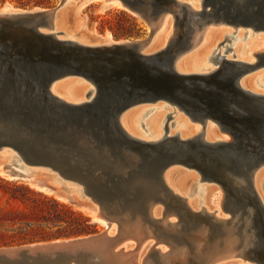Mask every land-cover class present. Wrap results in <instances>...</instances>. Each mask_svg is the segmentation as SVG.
Instances as JSON below:
<instances>
[{"label": "bare ground", "instance_id": "obj_1", "mask_svg": "<svg viewBox=\"0 0 264 264\" xmlns=\"http://www.w3.org/2000/svg\"><path fill=\"white\" fill-rule=\"evenodd\" d=\"M67 1L63 0L54 7L51 25L39 26L41 34L54 35L57 40L67 42V46L79 44L95 49L144 42L141 54L153 58L141 63L143 72H147L160 57H170L177 74L208 79L226 69L228 66L224 62H229L231 69L242 74L241 87L264 97V18L257 19L259 6L255 2L248 5L245 0H101L103 6L110 3L130 10L151 28L150 36L117 42L111 37L93 40L86 35L79 36L73 27H62L58 14ZM37 8L40 7L3 9L0 16L15 18L47 9ZM262 10L264 12V8ZM31 26L22 25L19 30L3 27L0 52L5 46L11 55L16 56V50L35 42ZM217 26L225 27L220 28L222 37L217 42L213 40L215 43L204 52L191 54L208 39L209 33L216 32L214 27ZM79 27L81 19L76 23V28ZM160 30H166L165 41L154 50H147ZM223 38L228 44L222 48ZM242 40L245 44L237 45ZM229 52L232 56L228 55ZM79 55L83 59L99 61L96 68L92 62L87 63V71L92 73L101 69L107 75L117 70L129 72L137 68L138 63L135 57H124L114 51ZM5 67L0 64L2 70ZM256 72L259 73L254 76ZM205 80L202 86L210 91L212 87ZM179 81L176 87L182 95L186 94L184 89L189 88L185 83L196 87L187 80ZM102 84H105L104 79ZM138 88L143 89L144 94L136 95V100L129 102L130 105L118 117V123L130 138L152 144V147L136 149L139 145L132 148L131 144H126V147H117L116 154H113L106 140V129L101 128L98 136L88 129L90 133L83 131L78 140L85 153L79 149L70 150L67 146L69 150L58 147V144L50 149L53 154L50 163L58 165L55 168L51 164L31 165L10 146L0 148L1 174L31 180L39 189L85 205L83 207L105 227L103 232L87 237L0 248V264H264L258 258L264 249V233L256 224L258 219L251 204L254 192L264 209V139L252 129L238 127L234 123L236 119L234 122L223 121L212 116L211 107L205 103L206 97L203 100L196 95L192 104H186L183 98L175 97L176 93L153 99L155 95L151 91L142 86ZM117 90H108L107 93L120 96ZM50 92L58 100L77 107L93 104L99 96L96 82L77 73L54 80ZM148 104L154 107H148L144 114L147 120L139 125L147 134L142 135L134 124V113ZM169 109L173 112L166 116L163 124L160 123L159 115L156 117L159 112H155ZM59 110L55 108L50 113ZM114 113L110 116L113 121L116 119ZM153 113L155 117H151ZM175 113L188 119L185 123L180 119L174 132L169 121L174 119ZM68 132L71 128L66 130ZM193 144L213 152L214 156L196 158L190 162L192 165H187V152L192 151ZM157 151L167 153L170 162L155 174L148 171L152 162L148 164L147 161H151ZM235 158L242 164L236 167ZM199 167L206 169L207 173L204 174ZM188 171L194 173L191 172L190 181L193 183L187 184ZM71 175L75 178H69ZM195 183L198 184L195 194L200 199L191 200L189 187ZM204 183L209 185H202ZM216 193L219 194L217 198ZM247 203L250 212H245L242 207ZM86 240H93V243L87 245ZM55 244L60 246L50 248ZM27 248L36 250L25 252ZM189 255L195 260L184 261Z\"/></svg>", "mask_w": 264, "mask_h": 264}, {"label": "water", "instance_id": "obj_2", "mask_svg": "<svg viewBox=\"0 0 264 264\" xmlns=\"http://www.w3.org/2000/svg\"><path fill=\"white\" fill-rule=\"evenodd\" d=\"M254 2L259 6L257 19L261 21L264 18L262 10L264 0L244 1L248 5ZM54 10L55 8H47L44 12L21 15L15 18L0 16V33H4L3 27H15L19 30L22 25L32 24L31 35L35 38V42H30L23 49L16 50V56L11 55L5 46L0 52V64L6 65L4 70L0 68V148L3 145L10 146L23 155L31 165L37 163L51 164L55 168L58 165L50 163V160L53 159L50 149L58 144V147H65L68 150L69 148L70 150L79 149L80 152L85 153V149L79 146L78 140L83 136V131L86 132L85 134L90 133L88 129L93 131L94 136H98V131L105 128L107 131L106 140L113 154H116L115 149L117 147L123 148L128 144L139 145V148L136 149L152 147V144L130 138L118 123V117L130 105L129 102L136 100V95L144 94V90L138 88L141 86L155 95L152 97L153 99L161 98L162 95L173 96V93H176L175 97L183 98L186 104H192L197 99L195 98L196 95H199L203 100L207 98L209 101L207 100L205 103L211 107L212 116L219 117L223 121L227 119L234 122L233 120L236 119L234 123L238 127L252 129L258 133L260 138L264 139V97L256 96L244 90L240 85L242 74L231 69L229 62H224V65L228 66L226 69L219 73L216 72L208 79L199 75L181 76L177 74L174 69V60L170 57H160L161 61H156L154 64L157 67L154 68L153 65L147 72H143L141 63L153 58L141 54L144 42L95 49L79 44L67 46V42L57 40L54 35L41 34L39 26L51 25ZM101 51L104 53L114 51L124 57L133 56L138 60L137 68H132L129 72L112 71L108 75L104 74L102 69L98 73L87 71V67H89L87 63L92 62L93 67L96 68L100 65L99 61L83 59L79 53L91 54ZM164 62L166 65H163ZM14 67L17 68L16 71L13 70ZM74 73L92 78L96 82L99 88V96L95 103L77 107L62 102L51 94L50 86L54 80L62 75ZM102 79H104V85ZM179 80L192 82L196 87H191L193 85L185 83L189 88L184 89L182 87L186 93L182 95V92L180 93L176 87V82L179 83ZM203 80L211 85L210 91L202 86ZM112 89H118L117 92L120 91V96L107 93L108 90ZM55 108H60V110L57 113H50L55 111ZM113 112H116L114 113L115 121L110 117ZM236 112L238 114H235ZM50 125L53 127H49ZM68 128H71V132L66 133ZM235 136L238 137L236 134ZM239 144L241 145L240 141ZM197 145L193 144L192 151L187 152L186 157L189 159L187 165H192L190 162L196 158L214 156L213 152ZM152 156H154L152 160L147 161L148 164L152 162L148 165V171L155 174L159 173L170 162L169 155L162 151H157ZM67 162L70 161L67 160ZM234 162L236 167L242 164L237 158L234 159ZM199 168L204 174L207 173L206 169ZM60 173L63 171L60 170ZM69 178L75 177L71 175ZM253 198L254 201L251 204L258 219L256 224L264 233V209L254 192ZM247 205L248 203L242 207L245 212H250ZM254 226L256 225L254 224ZM85 242L90 245L93 240H86ZM58 246L55 244L50 248ZM35 250L27 248L24 251L32 252Z\"/></svg>", "mask_w": 264, "mask_h": 264}, {"label": "rangeland", "instance_id": "obj_3", "mask_svg": "<svg viewBox=\"0 0 264 264\" xmlns=\"http://www.w3.org/2000/svg\"><path fill=\"white\" fill-rule=\"evenodd\" d=\"M62 1L0 0V10H28L36 7H40L37 9L56 8ZM58 17L62 27H73L75 30L74 32H78L79 36L86 35L85 37H90L93 40H103L108 37H111V39L117 42L140 40L148 35L150 36L151 31L149 24L137 14L117 5H111L110 3H108V6H103L101 0H68L62 10L59 11ZM80 19L81 27L76 28V23ZM221 27L224 26L214 27L216 32L213 33V35L209 33L208 39L206 40L207 42L205 41L200 44L191 54L204 52L217 42L223 34L220 30ZM212 37H214V39ZM165 38L166 30H160V32L156 33L152 45L148 47L147 50H154L165 41ZM225 39L226 38H223L222 41H225ZM251 39L254 40L255 38L253 37ZM213 40H215V42ZM241 42L237 45L245 44L244 40ZM227 44L228 41H225L221 47L223 48L224 45ZM191 54H187V56ZM228 55L232 56V53L229 52ZM241 57L245 58L244 56ZM258 73L259 72H256L254 76ZM258 89L262 90L263 88ZM148 107L154 106L149 104L148 106L143 105L139 108L140 110L137 109L134 113V124L137 127V131L139 133L141 132L140 134L142 135L147 134L142 132L143 129H141L142 127L139 125L141 122L147 120L144 118V114L149 109ZM157 112L159 113L157 114ZM162 112L160 110L155 112L157 114L156 117L158 115L160 116H158V121L161 119V121H159L160 123H162L166 116L173 111L169 109ZM155 113H153L151 117H155ZM177 114L178 113H175L174 119L169 121V123H171L169 127L172 131H176L180 119L182 123H185L188 119L182 117L181 115L183 114H178L179 116ZM176 117L178 118L175 119ZM188 172L189 176H186L188 177L187 184L192 180L191 172L193 171ZM31 185H33L31 180L13 179L0 173V248L71 240L78 237L96 235L104 231V225L94 219V215L91 211L83 207L85 205L81 206L78 205L79 203L77 201L61 199L55 192L50 193L46 190L39 189L35 185ZM202 185L208 186L209 184L204 183ZM197 187V183L191 184V187H189L188 193L191 200L200 199V197L195 194ZM262 192H264V190H262ZM262 194L264 196V193ZM218 196L219 194L216 193L215 198ZM80 216L89 220V229L82 234L75 235L74 230L77 226L74 225L73 222L74 219H79ZM202 223L205 224V222ZM194 252L195 250H192V253ZM191 255L184 259V261L193 260L194 258ZM258 258L264 263V249L258 254Z\"/></svg>", "mask_w": 264, "mask_h": 264}, {"label": "trees", "instance_id": "obj_4", "mask_svg": "<svg viewBox=\"0 0 264 264\" xmlns=\"http://www.w3.org/2000/svg\"><path fill=\"white\" fill-rule=\"evenodd\" d=\"M89 220L88 219H84L83 217L80 216L79 219H74L73 224L77 226V228L74 230V234H82L84 233L86 230L89 229V225H88Z\"/></svg>", "mask_w": 264, "mask_h": 264}]
</instances>
